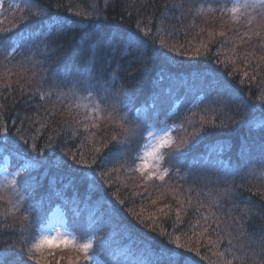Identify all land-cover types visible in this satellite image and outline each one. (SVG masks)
Here are the masks:
<instances>
[{"label":"trees","instance_id":"1","mask_svg":"<svg viewBox=\"0 0 264 264\" xmlns=\"http://www.w3.org/2000/svg\"><path fill=\"white\" fill-rule=\"evenodd\" d=\"M225 1L0 0V175L9 159L26 195L20 210L0 198V254L34 245L58 210L103 264H166L177 237L192 264H264V18L198 11ZM145 31L141 67L127 37ZM68 90L107 94L104 117ZM164 115L168 175L147 180L136 164ZM54 254L30 264H91Z\"/></svg>","mask_w":264,"mask_h":264},{"label":"rangeland","instance_id":"2","mask_svg":"<svg viewBox=\"0 0 264 264\" xmlns=\"http://www.w3.org/2000/svg\"><path fill=\"white\" fill-rule=\"evenodd\" d=\"M1 6L2 4L0 2V7ZM234 8L237 10L235 12L231 11ZM198 11L202 14H213L218 11L226 12L231 15L229 17H231L232 21L235 23H241L245 20L250 23H255V28H258L260 22L264 18V0H229L225 2L206 3L205 5L200 6ZM61 97L68 101L72 107L82 111L94 123L104 117V108L102 107L100 100L94 94L68 90L63 92ZM174 111L175 109L168 115H171ZM162 137H166L169 139L170 143L172 142V127L167 125V116L165 115L159 118L157 122L148 129L146 136L147 142L144 145V148H142L136 164V168L140 174V169L143 168V174L141 175L147 180H149L147 178L149 174L159 175L163 171L162 160L158 159V157L162 156L163 149L165 148L159 147ZM20 172L21 170L11 169L10 160L7 159L5 167L1 170L0 175V198H8L13 203V207L18 210L21 209L26 200L24 191L17 185ZM45 238H52L58 242L62 240H72L73 244L77 246L89 242L93 245V239L89 238L88 234L87 236L78 235L75 229L67 222L64 214L57 212L53 213L49 217L48 222H46V224L40 229L39 236L34 245L40 244ZM92 247L89 249L88 253L91 264H103L96 254H92ZM56 249L61 251H68L71 249L76 250V248L71 245L67 247L44 246L40 251L33 250L36 252H47L53 257V262H56L61 259H54L55 255H58L54 254ZM79 253L83 254L82 252Z\"/></svg>","mask_w":264,"mask_h":264},{"label":"snow or ice","instance_id":"3","mask_svg":"<svg viewBox=\"0 0 264 264\" xmlns=\"http://www.w3.org/2000/svg\"><path fill=\"white\" fill-rule=\"evenodd\" d=\"M237 9H232L231 11L235 12ZM223 14V13H222ZM221 35H223V33H221ZM148 36V32H144L143 36L139 35V33H131L128 35L127 37V42H128V48L130 50H135L134 53V59L137 60L138 64L143 67L146 64V59L145 57L147 56V53L145 51H143V46L145 44H147V41L144 39V37ZM3 41L0 40V44H2ZM165 47L163 41H161L160 44V48L163 49ZM169 51H172L171 49ZM129 54H133L132 51H130ZM159 56H167V53L163 52V51H157L156 53ZM223 63V62H221ZM244 76L248 77V72H244ZM85 86L88 88L93 87L94 85L91 82H84ZM48 95V94H46ZM43 98V97H41ZM101 103H107L108 102V96L107 94L105 96H103L101 98ZM2 136H3V142L6 143L7 140V136H8V130L6 125L2 126ZM113 139H116V137H113ZM25 144H27V141H24ZM171 147V143L169 142V139L166 137H162L160 140V144L159 147L163 148V147ZM31 150L32 152H36V145L32 144L31 145ZM37 157L40 155L39 152H36ZM159 160H162L163 157L160 156L158 157ZM172 160H176L178 159L175 155L172 156L171 158ZM73 160L75 161V163L79 164L81 163L80 161L76 160L75 157H73ZM83 167L87 168L90 167V165H84ZM80 175H82L83 177H87V173L84 172L82 169H77L76 170ZM141 174H143V168L140 169ZM168 175V170L164 169L159 175H153V174H149L148 175V179L152 180V179H158L160 181H164L165 177ZM189 191H191V189H189ZM229 190L226 189L225 192L227 193ZM189 202H190V197H189ZM163 211V210H161ZM176 217L179 220V212L176 213ZM140 223H143V221L141 220ZM211 225H207L204 229L203 232L200 233H195L196 235H200V236H204L207 232H208V228H210ZM218 227V225H217ZM222 238L219 236V234H217V240H216V244H218L220 242ZM209 241L210 243L211 241V237H209ZM229 243H231V241H229ZM73 246L76 248L77 251L82 252L84 254V259L88 260L90 259L88 253H89V249L92 247L91 242L89 243H84L81 245H74L72 240H62V241H56L52 238H45L44 240H42L40 242V244L38 245H31L28 247H24L22 246L18 251H14V252H9V253H3L0 254V264H30V261L35 259L36 257L33 255V249H35L36 251H40V249L44 246H48V247H61V246ZM185 245H182L179 243V237H177V241L175 243V249L174 250H170V254L168 257V260L166 262V264H192L193 261V257L188 255V253H192L194 251L193 248L188 247L186 251H183L182 249H185ZM196 256H199L200 253L198 251L195 252ZM218 255H223V253H218ZM201 259H203V257H201ZM226 264H232L231 261H227Z\"/></svg>","mask_w":264,"mask_h":264}]
</instances>
